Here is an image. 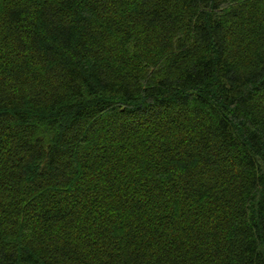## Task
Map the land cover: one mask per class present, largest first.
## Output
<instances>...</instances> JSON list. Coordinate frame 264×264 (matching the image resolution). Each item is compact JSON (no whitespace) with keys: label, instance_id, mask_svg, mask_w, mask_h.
<instances>
[{"label":"trees","instance_id":"trees-1","mask_svg":"<svg viewBox=\"0 0 264 264\" xmlns=\"http://www.w3.org/2000/svg\"><path fill=\"white\" fill-rule=\"evenodd\" d=\"M0 264H264V0H0Z\"/></svg>","mask_w":264,"mask_h":264}]
</instances>
